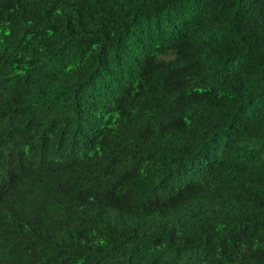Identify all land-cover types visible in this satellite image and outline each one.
<instances>
[{
    "label": "trees",
    "instance_id": "trees-1",
    "mask_svg": "<svg viewBox=\"0 0 264 264\" xmlns=\"http://www.w3.org/2000/svg\"><path fill=\"white\" fill-rule=\"evenodd\" d=\"M0 264H264V0H0Z\"/></svg>",
    "mask_w": 264,
    "mask_h": 264
}]
</instances>
